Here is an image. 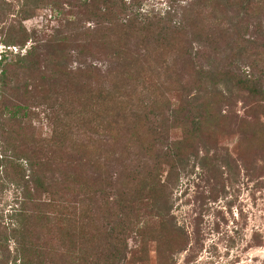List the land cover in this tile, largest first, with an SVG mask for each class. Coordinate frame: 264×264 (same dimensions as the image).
Segmentation results:
<instances>
[{"label":"trees","instance_id":"16d2710c","mask_svg":"<svg viewBox=\"0 0 264 264\" xmlns=\"http://www.w3.org/2000/svg\"><path fill=\"white\" fill-rule=\"evenodd\" d=\"M142 1L77 0L80 2L78 8L94 10L89 15V20L95 25L93 30L89 29L93 35L105 32L108 46H112L111 40L115 39L118 45L111 53L110 61L121 68V72L104 77L102 81L96 80V77L89 78L87 82L75 78L71 83L77 87L82 85L83 94L80 97H76L78 92L59 87L56 81L48 84L44 77L46 73H43L45 71L36 64L45 48H54V59L59 64H50L49 68L59 72L66 70L71 56L58 49L62 41L53 40L44 45L38 33H29L23 26L34 19L45 5L61 13L63 10L59 3L53 0L0 1V43L6 48L19 47L20 50H24L31 42L34 44L23 56L3 54L0 59V144L3 148L0 163H4L0 164V179L4 176L9 180L12 177L9 165L14 166L19 174L10 180L21 189L16 206L8 216V227L5 223L7 218L0 216V229L6 231L0 237V247L4 248V243L11 239L16 242V264H44L42 251L36 247L28 249L26 242L20 240L32 221L33 210L40 206V195L49 198L50 225L79 227L83 237L80 245H77L74 243V233H67V238L70 241L74 239V242L65 258L73 264H118L126 259L127 232L122 241L115 237L116 231L111 230L108 239L111 237L115 243L108 256L107 242L104 240L106 236L100 228L101 207L128 212L129 218L139 204L148 201L160 218L168 222L173 211V195L187 167L188 152L207 143V133L216 132L220 128V120L227 118L221 117V107L232 106L239 99L252 103L250 106H254L250 110L259 112L256 117L252 116L253 122L249 124L256 125L257 134L254 136L259 137L260 141L264 140V71L259 66L264 64V52L261 46H256L255 40H251V37H257L255 34L264 37V0H191L185 16L176 22L170 17L143 15L139 9ZM221 6H225L222 7L223 11ZM208 7L213 9L212 12H208ZM220 14L226 17L228 24L219 32L229 37L230 45L222 50L220 47L216 49L218 38L209 39L212 41L209 45L213 48V54L207 58L208 66L196 69L193 88L184 86L180 110L173 112L174 121H177V116L184 115V140L171 142L167 124L171 120H163L159 126L150 116H141L135 109L134 102L138 96H154L152 86L148 84V73H143V65L149 64L152 59L150 38L158 35L160 48L169 49L174 55L184 58L185 64L194 63L201 52L198 51L194 57L189 36L192 35L193 39L202 37L198 30L206 27L207 21H210L208 18L223 22ZM9 15L12 19L8 22ZM7 23H10L9 26L3 28L2 24ZM16 24L21 27L16 28ZM183 32L184 47L177 49L169 35ZM248 33L252 34L250 39L247 38ZM135 39H143L145 57L132 51L130 43ZM35 72H40L39 77H33L35 79L23 89L14 87L20 75H26L28 79ZM15 91L24 94L27 104L23 105L22 100L13 97ZM157 106L159 103L152 99L149 107ZM164 109L159 110L160 113L154 114V117L158 120L165 118V113H161L165 112ZM35 119L46 120L49 128L47 137L22 154L16 146L8 147L7 140L13 139L14 128L21 122ZM133 122H136L134 128ZM141 133L149 140L150 145L145 149L150 154L149 162L143 165L144 172L138 184L130 183L124 190L119 182H112V178L104 172L108 167V160L104 157L122 140L132 142L129 136L135 137L138 142L143 140ZM77 134L84 139L75 140ZM89 167L97 170L105 184L109 183L111 192L101 190L90 198L87 181L77 183L74 188L66 186L67 171H82ZM58 175L63 176L62 181L57 178Z\"/></svg>","mask_w":264,"mask_h":264},{"label":"rangeland","instance_id":"374dc122","mask_svg":"<svg viewBox=\"0 0 264 264\" xmlns=\"http://www.w3.org/2000/svg\"><path fill=\"white\" fill-rule=\"evenodd\" d=\"M53 1L59 3L63 10L61 13L45 5L37 12L34 19L25 22L23 26L29 33H38L44 45L53 40L62 41L58 49L71 56L66 70L62 69V72H59L49 68L50 64H59V61L54 59L56 56L54 48H45L36 64L45 71L43 73H46L44 77L48 84L56 81L59 87L78 92L76 97H80L83 94L82 85L77 87L76 84L71 83L75 78L87 82L89 78L96 77V80L102 81L110 75L121 72V68L117 64H111L110 61L111 53L118 44L112 38V46H108L105 32L102 31L95 36L89 30L95 28L94 23L89 20V15L94 10L78 8L80 2L77 0ZM127 2L131 3L130 0ZM190 2L191 0H143L139 9L143 15L170 17L176 22L181 21L185 16ZM222 7L225 6L220 7L223 11ZM212 10L208 7V12ZM220 15L223 22L208 18L210 21H207L206 27L198 30L202 33V37L193 39L192 35L189 36L190 46L194 48V57L201 52L196 56L197 60H194V63L185 64L184 58L174 55L175 53H171L169 49L160 48L157 43L158 35L150 38L152 44L149 48L152 59L149 64L143 65L145 67L143 73H148V84L152 86L154 96L150 94L138 96L134 102L135 109L141 116H150L159 126L162 125L163 120H171V122L167 121L168 139L171 142L184 140V115L177 116V121H174L173 112L180 110L184 100V86L193 88L196 69L208 66L207 58L213 54V48L211 49L209 45L212 41L209 39L218 38L216 49L220 47L222 50L230 45L229 37L222 36L219 32L228 24L226 17ZM7 18L9 22L12 16L9 15ZM9 24L2 26L8 27ZM19 27L21 25L16 24V28ZM250 36L252 34L248 33L247 38L250 39ZM255 36L257 37L253 39L251 37V40H255L256 46H261V51L264 52V37H260L259 34ZM169 37L177 49L184 47V32L173 33ZM142 42L143 39H135L130 44L133 52L145 57L146 51ZM33 45L31 42L24 50L18 47L16 52L0 43V58L3 54L25 55ZM222 65L226 66V64ZM259 66L260 70L264 71V64ZM39 73L35 72L28 79L26 75H20L14 87L23 89L27 83L35 79L33 77L37 75L39 77ZM30 92L33 93V90L30 89ZM23 95L22 92H16L13 97L22 100L24 105L27 104L25 100L27 98H23ZM152 99H155L159 106L149 107ZM250 104L252 103L239 99L232 106L221 107L223 114L221 117L227 118L220 120V128L216 129V132L207 133L205 145H198L195 151L188 152L187 167L173 195V211L168 222L160 218L148 201L139 204L129 218H127L128 212L101 207L100 228L106 236L104 240L107 242L105 244L108 256L115 243L111 237L108 239V236L111 230H115V237L122 241L127 232L126 259L118 264H264V140L260 141L259 137L254 136L257 134L256 125L249 124L253 122L252 116L256 117L259 113L250 110V107L254 106ZM159 108H165V112H161L165 113V118L158 120L154 114L160 113ZM135 126L136 122H133L132 128ZM14 129L13 139L7 140L8 147L16 146L21 154L30 150L36 142H42L49 133L45 119L24 121ZM140 136L143 140L139 142L132 136H129L132 142L122 140L119 145L111 148L110 154H105L104 157L108 160V167L104 172L112 178V182H119L123 189L125 186H130V183L138 184L140 175L144 172L143 165L149 162L150 154L145 152L150 145L149 140L144 138V133ZM83 139L84 137L79 134L75 136L77 141ZM2 155L3 148L0 144L1 161ZM9 167L12 177L6 180L2 176L3 178L0 179V216L7 218L6 226L10 224L8 216L15 208L21 193V189L10 180L16 178L19 172L14 166L9 165ZM67 174L65 184L69 188L87 181L90 198L101 190L111 192L108 188L109 183L105 184L97 174V170L91 167L82 171L69 170ZM57 178L63 180L62 175H58ZM38 202L40 206L33 210L32 221L24 231V238L20 240L26 242L28 249L36 247L40 252L42 251L41 259L44 264H73L71 260L65 258L74 242V239L71 238L70 241L67 238V233H74L73 236L75 235L76 238L74 243L80 245L83 237L79 227H53L48 220L51 218V211L47 206L48 196L40 195ZM5 232L0 229V237ZM17 248L16 242L12 239L4 243V248L0 247V264H16L14 259Z\"/></svg>","mask_w":264,"mask_h":264},{"label":"built area","instance_id":"2783aa9c","mask_svg":"<svg viewBox=\"0 0 264 264\" xmlns=\"http://www.w3.org/2000/svg\"><path fill=\"white\" fill-rule=\"evenodd\" d=\"M12 49H14L16 52H18V49L17 48H12ZM1 59V58H0Z\"/></svg>","mask_w":264,"mask_h":264}]
</instances>
